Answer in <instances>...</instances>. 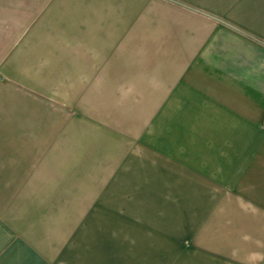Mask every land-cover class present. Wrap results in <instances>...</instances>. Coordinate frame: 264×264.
Segmentation results:
<instances>
[{
    "label": "crops",
    "instance_id": "0c3cea01",
    "mask_svg": "<svg viewBox=\"0 0 264 264\" xmlns=\"http://www.w3.org/2000/svg\"><path fill=\"white\" fill-rule=\"evenodd\" d=\"M0 40L89 105L81 144L8 103L0 264H264V0H0Z\"/></svg>",
    "mask_w": 264,
    "mask_h": 264
},
{
    "label": "rangeland",
    "instance_id": "374dc122",
    "mask_svg": "<svg viewBox=\"0 0 264 264\" xmlns=\"http://www.w3.org/2000/svg\"><path fill=\"white\" fill-rule=\"evenodd\" d=\"M43 47L45 42L41 41L0 40V130L12 128L17 124L2 120L4 112L8 111V103L18 101L22 104L31 99L32 108L47 113L49 120H58L69 134L72 130H78L80 143L87 144L89 135L87 89L78 87L81 83L75 80L70 71V57L41 56ZM50 60L53 61L52 64ZM55 63H58L62 70H58ZM96 123L100 127L96 128L95 142L102 145L105 140L101 135L102 122ZM126 139L128 138L112 137L111 141L112 144L119 146L124 144ZM186 203L194 206L196 202ZM139 226L140 231L145 228L144 224L140 223ZM141 234L136 232V242L145 239Z\"/></svg>",
    "mask_w": 264,
    "mask_h": 264
}]
</instances>
